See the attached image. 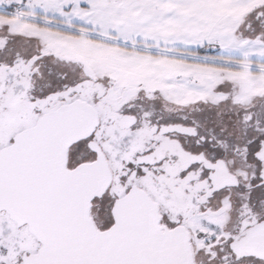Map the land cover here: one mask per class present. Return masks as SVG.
<instances>
[{
    "label": "flooded vegetation",
    "instance_id": "1",
    "mask_svg": "<svg viewBox=\"0 0 264 264\" xmlns=\"http://www.w3.org/2000/svg\"><path fill=\"white\" fill-rule=\"evenodd\" d=\"M19 16L35 33L0 23V150L43 115L85 102L99 126L70 148L68 168L95 162L91 145L107 159L113 181L92 209L99 230L114 224L115 202L136 187L159 206L169 230L189 232L196 264L264 263L232 246L264 226V8L235 18L230 32L196 50L138 48L150 61H169L159 72L114 67L119 79L107 61L63 53L59 14L35 12L32 22ZM40 247L27 226L0 211V264H26Z\"/></svg>",
    "mask_w": 264,
    "mask_h": 264
},
{
    "label": "water",
    "instance_id": "2",
    "mask_svg": "<svg viewBox=\"0 0 264 264\" xmlns=\"http://www.w3.org/2000/svg\"><path fill=\"white\" fill-rule=\"evenodd\" d=\"M98 126L97 111L76 101L43 115L0 150V211L41 245L26 264H196L189 232L169 230L159 206L136 187L115 202L114 224L97 228L92 209L112 184L109 163L95 144L93 163L71 170L68 156ZM232 246L264 262V226L245 231Z\"/></svg>",
    "mask_w": 264,
    "mask_h": 264
},
{
    "label": "rangeland",
    "instance_id": "3",
    "mask_svg": "<svg viewBox=\"0 0 264 264\" xmlns=\"http://www.w3.org/2000/svg\"><path fill=\"white\" fill-rule=\"evenodd\" d=\"M263 8L264 0H0V11H11L14 16H0V23L9 21L20 30L26 27L29 33H35L31 24L18 20L19 14L31 22L39 18L35 12L59 14L63 53L75 50L79 57L97 65L100 63L96 61H107L109 74L119 79L114 67L133 69L142 65L159 72L169 61H150L137 54L138 48L196 50L216 33L230 32L235 18H245ZM75 33L77 37H72ZM122 49H131L132 53ZM171 53L178 55L176 51ZM105 211L104 207L99 209L101 214ZM103 222L108 228L113 219Z\"/></svg>",
    "mask_w": 264,
    "mask_h": 264
}]
</instances>
